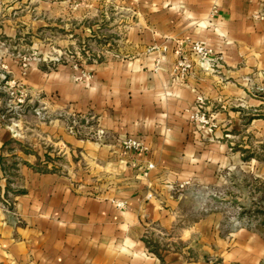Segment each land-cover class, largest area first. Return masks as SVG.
<instances>
[{"label": "crops", "instance_id": "crops-1", "mask_svg": "<svg viewBox=\"0 0 264 264\" xmlns=\"http://www.w3.org/2000/svg\"><path fill=\"white\" fill-rule=\"evenodd\" d=\"M112 1L128 11L123 57L85 64L88 84L71 66L23 69L2 37L15 41L12 26L20 24L83 23L95 3L71 21L64 0L0 4V26H8L0 61L27 92L17 117L5 113L0 89V197L8 200L0 204V264H205L192 258L195 244L215 254L223 248L218 215L192 206L191 190L218 183L232 154L222 122L247 115L240 101L255 100L264 0ZM195 40L213 48L210 68L190 55ZM151 45L158 48L148 51ZM180 54L192 59L185 75L174 70ZM198 98L214 129L191 124ZM98 128L108 134L101 143L86 135ZM123 136L146 149L124 150Z\"/></svg>", "mask_w": 264, "mask_h": 264}, {"label": "rangeland", "instance_id": "rangeland-1", "mask_svg": "<svg viewBox=\"0 0 264 264\" xmlns=\"http://www.w3.org/2000/svg\"><path fill=\"white\" fill-rule=\"evenodd\" d=\"M11 1L0 0V4L3 6ZM15 1L21 3L23 0ZM64 2L67 5L64 16L69 18L68 21L80 12L86 14L88 10L81 7L90 2L96 4L95 11L90 10L94 16H91V20L85 18L86 21L79 24L65 21L48 26L24 24L12 26L17 34L16 40L9 41L1 36L5 40L3 47L7 48L9 45L8 52L15 55L23 69L30 62L43 63L50 67L71 66L80 71L75 79L88 84L92 74L83 68L85 64L107 59L109 55L115 58L123 57L119 47L123 42L121 39L123 34L130 28L129 24L123 22V18L128 16V11L120 9L112 0H64ZM1 12L7 13L6 7ZM7 27L1 25L0 34ZM199 41L211 50V60L207 65V68H210L216 63V54L208 42L203 40L189 42V53L195 61L201 62L191 49L192 44ZM157 48L156 45H151L148 51ZM182 60H186L192 66V59L180 54L174 63V70L179 75L187 74L191 68L190 66L186 72H181L179 62ZM2 74L5 75L4 78ZM260 74L262 80L250 92L251 98L255 100L250 104L240 101L239 107L244 109L247 115H240L238 120L232 122H222L225 123L221 127L226 132L224 139L232 152L231 157L227 159L228 167L219 172L218 183L191 190L192 194L198 197V202L194 200L193 205L189 204L200 206L201 212L218 215L213 220L217 224V235L223 240L221 246L223 248L217 254L202 244L200 246L195 244L196 250L192 258H198L205 264H264V69ZM12 80L19 84L18 91L17 85L10 88L9 82ZM0 89L6 97L5 113H13L17 117L25 113L27 92L24 84L10 77L5 63L1 61ZM19 97L24 98L22 104L17 102ZM34 111L39 113L37 110ZM196 111L205 114L206 122L191 119V124L195 128L216 127V122L209 112L203 109ZM244 113L240 111V114ZM13 122L12 120L10 124Z\"/></svg>", "mask_w": 264, "mask_h": 264}, {"label": "built area", "instance_id": "built-area-1", "mask_svg": "<svg viewBox=\"0 0 264 264\" xmlns=\"http://www.w3.org/2000/svg\"><path fill=\"white\" fill-rule=\"evenodd\" d=\"M191 49H192V52L201 61L200 63L202 64V66L207 68V65H209V62L211 60V57H210L211 50L209 48H207V46L201 41L194 42L191 46ZM190 66H191L190 63L187 62L186 60H182L181 62H179V68H180L179 70L181 72H186L190 68ZM2 77L4 78L5 75L2 74ZM15 85H17V84L14 80L9 82L10 88H13ZM18 88H19V84L17 85V88H16L17 91H18ZM17 102L19 104H22L24 102V98L19 97L17 99ZM198 106H199V109H201V106H202V99L201 98H198ZM190 118L192 120H196V121H199L202 123L206 122V117H205V114L203 112L194 111L190 115ZM77 124H78V122L76 120L72 119L71 125L76 126ZM12 125H13V123L9 124V127H12ZM86 135H87L88 139L93 140V141L98 142V143L103 142L108 137L105 130H103L101 128L96 129L94 131H90V132L86 133ZM118 141H119L120 146L124 150L133 151V152H143L146 149L145 145L140 140H137L132 136L120 137ZM148 166L151 167L152 165L149 164ZM186 183L187 182H183V183L179 184L177 187L179 189H182L184 187V185H186ZM2 203H5L7 205L8 200L5 197L4 198L0 197V204L2 205ZM123 205H124L123 202L117 203V206H119V207H122Z\"/></svg>", "mask_w": 264, "mask_h": 264}]
</instances>
